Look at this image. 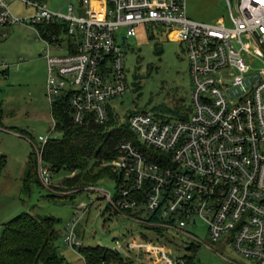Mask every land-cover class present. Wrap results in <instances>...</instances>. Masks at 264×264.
<instances>
[{"label": "built area", "instance_id": "2783aa9c", "mask_svg": "<svg viewBox=\"0 0 264 264\" xmlns=\"http://www.w3.org/2000/svg\"><path fill=\"white\" fill-rule=\"evenodd\" d=\"M220 1L227 16L199 21L187 15L185 0H74L64 11L51 9L45 0H0V35L1 27L13 23L55 29L45 35L36 30L46 44L44 96L50 119L46 133L31 142L46 186L51 171L41 150L58 130L52 105L66 102L76 124L90 117L104 123L111 108L119 123L123 119L111 100L127 86L123 42L135 26L161 27L184 45L189 115L129 113L124 121L136 142L116 141L113 187L84 186L106 198L114 212L155 233V238L127 236L130 232L115 237L112 249L126 257L189 264L185 254L174 255L159 241L158 231L210 246L190 230L201 221L212 241L230 245L248 264H264V0ZM12 2L31 11L17 14ZM254 58L263 66L254 68ZM88 205L76 204L63 226L69 246L81 244L75 228Z\"/></svg>", "mask_w": 264, "mask_h": 264}, {"label": "rangeland", "instance_id": "374dc122", "mask_svg": "<svg viewBox=\"0 0 264 264\" xmlns=\"http://www.w3.org/2000/svg\"><path fill=\"white\" fill-rule=\"evenodd\" d=\"M45 1L51 9L62 11L66 2H74ZM10 8L17 14L31 11L18 2L10 3ZM185 9L189 17L199 21H214L228 14V8L219 0H185ZM1 31L4 33L0 35V155L4 161L0 169V232L1 223L21 211L53 215L58 219L55 226L60 231L55 242L57 249L65 261H74L78 258L77 246L64 243L63 226L75 211L76 204L83 202L89 207L75 228L76 239L81 244L112 248L114 238L127 232H130L127 236L138 237L145 233L155 238L153 231L110 207L106 208V198L96 190L89 192L84 186L64 187L60 180L73 171H51L50 183L46 186L41 182L36 167L41 185H31L28 192L21 190L26 158L34 150L31 141L46 133L50 119L49 105L44 96L46 60L42 53L46 44L34 26L13 23L1 27ZM123 44L127 86L122 95L111 100L119 117L124 120L126 114L141 109L169 119L187 117L191 110V82L183 43L172 39L170 33L161 27L141 24L135 26L134 35ZM48 49L55 52L52 46ZM252 66L260 68L263 62L254 58ZM17 130L26 133L21 137L14 133ZM100 184L109 189L113 187L110 179ZM190 230L210 246L191 243L172 231H168L165 237L158 231L162 236L158 239L174 255L190 257L189 264L250 263L230 245L212 241L201 221L192 225ZM131 257L127 264H166L162 261L151 263L152 259L144 261L134 255ZM228 258L233 262L230 263Z\"/></svg>", "mask_w": 264, "mask_h": 264}, {"label": "trees", "instance_id": "16d2710c", "mask_svg": "<svg viewBox=\"0 0 264 264\" xmlns=\"http://www.w3.org/2000/svg\"><path fill=\"white\" fill-rule=\"evenodd\" d=\"M36 30L45 35L55 29L51 25L37 24ZM52 113L57 119L56 127L62 130V134L46 140L42 146L41 159L50 171H73V174L62 177L61 184L64 187L85 186L114 179L116 173L110 162L116 156V141L127 138L136 142L126 121L117 123V115L110 108L109 118L104 123L90 117L87 123L76 124L70 119L66 102L60 100L52 105ZM19 132L26 133L23 130ZM3 161V155H0V169ZM31 185H41L36 174L34 150L26 158L21 190L28 192ZM57 220L53 215L21 211L2 222L0 264H64V258L55 243L60 234L59 228L55 226ZM77 251L85 264H127L131 261V258L117 250L99 244H80ZM187 259L188 262L191 260L190 257Z\"/></svg>", "mask_w": 264, "mask_h": 264}, {"label": "crops", "instance_id": "0c3cea01", "mask_svg": "<svg viewBox=\"0 0 264 264\" xmlns=\"http://www.w3.org/2000/svg\"><path fill=\"white\" fill-rule=\"evenodd\" d=\"M46 62V61H45ZM5 70V69H4ZM44 84H45V82H44ZM0 127H1V125H0ZM14 133L16 134V135H18V136H21V137H23V134L22 133H20L18 130H17V132H15L14 131ZM61 134H62V131L60 130V129H58L56 132H55V134H54V136H61ZM221 244H223L222 242H220ZM76 251H77V249H76ZM59 253L63 256V254L61 253V251H59ZM77 253H78V258L77 259H75L74 261H70V262H67V261H65V259H64V264H85V262H84V259L81 257V255L79 254V252L77 251ZM63 258H65L64 256H63ZM132 259V258H131ZM149 261V260H151L150 258H146L144 261ZM151 263H155V261H151ZM230 263H231V261H230ZM235 263V262H234ZM234 263H232V264H234ZM148 264H150V263H148ZM235 264H245V263H235Z\"/></svg>", "mask_w": 264, "mask_h": 264}, {"label": "water", "instance_id": "95a60500", "mask_svg": "<svg viewBox=\"0 0 264 264\" xmlns=\"http://www.w3.org/2000/svg\"><path fill=\"white\" fill-rule=\"evenodd\" d=\"M221 4H223L224 2L223 1H220Z\"/></svg>", "mask_w": 264, "mask_h": 264}]
</instances>
